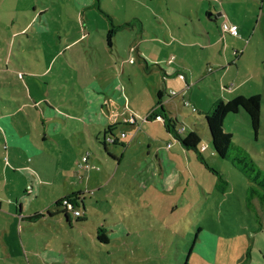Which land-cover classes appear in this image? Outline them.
<instances>
[{"label":"rangeland","instance_id":"374dc122","mask_svg":"<svg viewBox=\"0 0 264 264\" xmlns=\"http://www.w3.org/2000/svg\"><path fill=\"white\" fill-rule=\"evenodd\" d=\"M75 1L0 0V11L4 12L0 19L1 40L10 35L11 15H18L13 16L14 29L25 27L35 6L46 10L36 16L45 19V33L37 38L44 41L41 48L46 53L37 50V56L41 62L46 56L45 65H49V57L60 51L44 78L28 76L29 81L35 80L40 86L38 90L31 86L32 92H42L49 100V106L44 102L41 105L44 112L55 110L60 126L56 125V130L54 125L46 127L52 139L42 142L34 138L39 128L43 129L28 125L33 118L20 119L24 133H19L18 146L25 153L23 158L18 157L22 163L13 156L16 149L10 148L6 158L0 152V172L6 168L8 177L17 180L13 185L18 191L17 199L22 187L23 207L29 214L52 209L73 188L83 190L88 205L86 219L72 221L71 227L55 216L50 221H22L21 235L14 232L8 240L1 234L0 264H264V208L256 194L250 195L252 183L234 167L231 159L239 158L236 150L230 148L227 159L214 155L207 144L205 121L214 100L258 94L257 134L242 110L228 113L223 128L231 133L232 143L246 151L264 172V0L211 1L218 7L222 3L229 16L237 19L239 36L221 31L229 18L219 12L210 16L207 0H202L201 6L196 0H97L100 9L111 16L112 24L121 25L110 48L104 46L107 42L102 37L109 27L108 18L97 8L96 0ZM136 20L144 24V38L158 37L159 46L167 47L164 62H138L134 56L135 63L132 62L130 44L140 38L142 31ZM28 35L35 33L7 37L19 56L11 58L16 65L22 61L17 50L20 43L23 48H32L33 38L28 40ZM221 53L227 54L229 62ZM24 54L30 56L25 51ZM151 54L157 57L155 47ZM33 64L35 70H44L41 63ZM164 66H174L178 73L165 76ZM179 73L186 79L179 78ZM44 82L49 83L48 88L43 87ZM157 87L164 91V99L171 97L169 100L175 101L173 112L178 114L171 120L177 130L183 126L180 137L193 131L200 139L196 153L182 146L180 138L158 131V138L169 144L168 165L175 172L174 182L170 172H165L164 186H157L158 180L144 181L137 174L147 170L145 156L155 141L153 136L142 133L140 126L145 123L152 128L153 124L137 113L139 125L134 129L122 124V116L114 121L110 136L120 138L124 146H107L109 151L115 149L117 164V160H109L104 149L103 130L108 126L95 107L99 101L105 104L104 98H113L114 93L121 102L129 99L130 105L142 109L145 116L151 108L148 93ZM85 90L95 94L97 102L93 97L90 101L84 99ZM151 95L156 100V94ZM81 113L83 126L74 121ZM102 114L108 118L103 111ZM41 115L39 111L34 117L39 125L45 117ZM121 133L126 138L120 137ZM31 134L32 144L27 142ZM7 144L13 147L10 140ZM0 145L5 144L1 141ZM83 156L87 157V167L78 166L83 164ZM31 170L39 172L43 179L35 187L31 184ZM5 179L2 174L0 186L4 190L12 184L9 180L6 187ZM98 186L100 191H96ZM6 193L12 195L10 191ZM1 208L0 228L15 207L9 200ZM119 225L127 230V236H114ZM104 232L112 235L108 244L96 239L97 233Z\"/></svg>","mask_w":264,"mask_h":264},{"label":"crops","instance_id":"0c3cea01","mask_svg":"<svg viewBox=\"0 0 264 264\" xmlns=\"http://www.w3.org/2000/svg\"><path fill=\"white\" fill-rule=\"evenodd\" d=\"M79 1V0H76ZM75 1V2H76ZM197 1V6H201V1L202 0H196ZM204 1V0H203ZM208 1V5L210 3V7L209 11L212 12V14L210 13V16H212L213 14H215L216 12H219V15H225V18H229V22L233 23L235 25L238 24L237 19L235 18H231L229 16V14L227 13L226 8L222 5V3H220L219 5L221 7H218L217 4L211 5V1L212 0H207ZM77 5V4H76ZM100 6V5H99ZM33 15L32 18L30 19V22L25 26V27H20V28H15L14 22L16 20H14L13 16H18L17 13H14L13 15H11V19H10V35L6 34L5 39L1 40L0 39V44H3L2 46H0V142L3 141V143L5 145H3V147H1L0 145V152L5 154V158H6V154H10V148H14L16 149V153H14V157L16 158V161L22 163V159H19L18 156H20L21 158H23L22 153H25L18 145V141L20 139V134L19 133H24L23 129H22V122L21 120H27L28 118H33L31 122L28 123L29 126L35 128L37 127V129L39 128V126L41 127V129H43V131H40L39 128V132H37V137H35L34 139L36 140H42V142L44 141H50V139H52V137H50V132L48 131V133H46L45 128L46 127H50V125H54L55 130H56V125L60 126V123L55 120L56 118V111L52 110V112H44L43 107L41 106L42 103L44 102L45 105H50L49 104V100L45 99L43 96L42 92H39V95H36V93L32 92V87H35L38 89H40L39 84L35 81V80H28V76H33L36 77V79H40V78H44L50 71V66L53 65L55 63L54 57L56 60H58V56H59V49L58 51L55 53L54 56H50L48 59V64L49 65H45L46 64V56L44 57L43 62L40 61L39 57L36 54L37 50H41L44 54H46L43 49L41 48V45L44 44V41L39 40L37 37L39 36V34H43L45 32L44 31V23L42 22V20H45L44 18H39L36 19L37 15H40L42 12H45L46 10L44 8L38 9V7H33ZM207 11V10H206ZM149 12L152 13L151 7H149ZM4 12L0 11V19H2L4 17ZM1 21V20H0ZM140 23V27L142 28V31L140 34V38L136 41L134 40L133 43L130 44V49L129 52V56H131V60L133 63H135V59L133 58V56L138 59V62L143 61L144 63L148 62V60H150L151 62H164V56H166V49L162 48L161 46H159V38L158 37H150V38H144L143 37V33L145 28H144V24H141V21L136 20ZM45 22V21H44ZM237 22V23H236ZM135 27V24H133ZM48 26V23H47ZM34 27H36V29H34ZM108 28H106L107 31ZM32 31L35 33V35H28L27 38L28 40L30 38H33V42H32V48H29L26 46V48H23L20 45L17 47V50L19 51V55L22 59L21 62L18 63V65H16L13 61H12V56L14 57H19L17 54H15L13 52V43H10L12 40H9V38L7 37H12V38H16V37H22V35L26 32ZM41 31V32H40ZM132 31H139L135 28H132ZM47 33V32H46ZM105 34L102 36L104 40L105 39ZM36 36V37H35ZM75 42V40H74ZM27 43V42H26ZM61 43V42H60ZM104 44V41H103ZM169 44V42L166 41V45ZM60 45V44H59ZM58 45V48H59ZM151 45H154L151 47ZM105 47L110 48V46L104 44ZM38 47V49L36 48ZM51 47V46H50ZM155 47L156 49V53H157V57L153 56L151 54V52L153 51V48ZM32 49V50H31ZM234 50V49H233ZM24 51L27 52L30 56H26L24 54ZM224 51V50H222ZM34 52V53H33ZM235 52V51H234ZM237 53V51L235 52ZM234 56L236 57L237 54ZM242 52H240L241 54ZM221 55L224 56V58H226L227 62H229V58L226 55L222 54ZM10 61L12 62V64L10 65ZM41 63L44 70L39 72V70H35V64L33 63ZM45 62V63H44ZM221 63V62H220ZM222 64V63H221ZM235 64V63H234ZM171 65V64H170ZM182 66L186 67L185 62H182ZM52 67V66H51ZM166 67L165 69H163V72L165 74V76H172L175 75L176 73H178V71L174 68V66H164ZM224 67V65H223ZM187 68V67H186ZM48 70V72H47ZM123 71V70H122ZM180 74V73H179ZM179 76V75H178ZM180 78V77H179ZM184 80L186 79L185 77L183 78ZM49 83L44 82L43 83V87L48 88ZM160 92V96L158 95V93ZM84 99H88L90 101V97H93V102L97 99L95 94H93L90 90H85L84 92ZM105 96L107 97V93H104ZM151 94H156V100H154L155 96H152ZM148 95L150 96L149 98V103L151 108L149 109V111L145 114L142 112V109H138V108H133L130 105V100L128 99L126 102H121L119 100L118 97L115 96L114 93H112L113 98H104L105 100V104L102 101H99L98 103H96V111L99 114V118H105L103 119L106 126H108V132L111 131L113 132L114 129V121L119 117L122 116V124L123 125H130L133 127L136 126L138 127L139 123H137V116L135 115V113L138 114L139 117L143 118L144 120H146V122L148 124H153L152 128H149L145 123L141 124L140 129L142 130V133H144L145 135L149 136V137H154V145L153 147L149 146V151L146 153L145 156V161H146V165H147V170L143 171V172H138L137 174L141 176V178L143 177L144 181H150L151 183H153V181L156 183V181L158 180V183L156 184L164 186L165 182L167 180V178H165V172L169 171L170 172V178L173 181L175 178V172L173 171L172 166H170L171 164L168 165V158H169V153L170 150L168 149L169 146H167L168 144H164V140L158 138V131H161L162 134L165 135H169L170 133L166 130L165 126L162 124V121H164V117H162L161 115H155V116H151L150 112L152 111L153 108L155 107H159L162 106L164 108V114L166 115V117L171 118L173 117V115H177V112H173V110H175V106L172 103H175V101L169 100L171 97H169L168 100L164 99V91H162L159 87L156 88V90H150V94L148 93ZM97 102V100H96ZM90 103V102H89ZM108 103V104H107ZM107 104V105H106ZM84 105H85V109L87 108L86 105V101L84 100ZM159 105V106H158ZM122 108V111H121ZM42 112L43 115L41 116H45L42 117L40 119V123L41 125L38 124L37 121L34 120V117L37 115L38 112ZM102 111L107 115L108 118H106L105 116H103ZM136 111V112H135ZM32 116V117H31ZM144 116V117H143ZM16 117V118H14ZM81 117V118H80ZM80 117H76L75 118V123L79 124L80 126H83V114L81 113ZM106 121H109L108 123H106ZM15 123V125H14ZM107 129L103 130V138L105 136H107ZM51 131V130H50ZM122 134V133H121ZM127 135L124 134V138H126ZM160 136V135H159ZM30 137H33V135L31 134L30 136L27 137V142H30L32 144V141L30 140ZM121 137V135H120ZM158 138V139H156ZM11 142L13 147H10L7 143ZM36 142V141H35ZM116 144H121V146H124V143H121L122 141L119 139H117ZM50 143V142H49ZM167 143V141H166ZM208 145H210L209 140L207 142ZM50 145L52 146V149L55 151L56 148L53 147V144L50 143ZM115 145V144H114ZM34 148H35V143L33 144ZM42 149L44 148V146H40ZM108 151L109 148L106 145L105 146ZM171 149V148H170ZM37 151H39L38 148H36ZM114 158H110L109 160L111 162H113V160H117V164H119V158L116 154L115 149L112 151H109ZM53 158V157H51ZM32 162V161H30ZM112 164V163H110ZM151 166L153 168V170L151 169ZM170 166V167H169ZM23 168V166H22ZM144 168V167H143ZM151 169V170H150ZM6 170V168H5ZM5 170L3 169V172H0V176L3 174L6 179L4 180L5 186L7 187V181L11 180L8 177V173L5 172ZM24 170V169H22ZM27 170H29L27 168ZM1 171V170H0ZM32 174V178H31V184L35 185L39 183L38 180H43L40 173L37 172L36 170H31L29 171ZM29 172L27 174H29ZM7 173V175L5 174ZM16 179L15 180H11V183L9 185V188H7L6 190H4L1 186H0V211L3 210V208H1V204H5L6 202L9 203H13L14 204V211L13 214L11 215V217L8 219L7 223L4 224V226L2 228H0V235L2 234L3 239L8 240L11 238L12 233L14 232H19L21 235L22 232V225L21 222L24 221V216H27L29 213L26 212V210L23 207V194H22V187L20 188V192H19V199L16 198V195L18 194L17 188H15L13 185L16 184ZM174 182V181H173ZM40 184V183H39ZM17 185V184H16ZM32 189V188H31ZM7 191H10L12 193V195H8V193H6ZM74 191H81L83 192V190L81 188H76V189H71L70 191H67L65 194H68L70 192H74ZM96 191H100L99 186L96 188ZM95 191V192H96ZM63 195V196H64ZM62 196V197H63ZM61 197V198H62ZM87 197V195L85 196ZM87 205V204H86ZM88 206V205H87ZM52 212H55L54 208H50L49 209ZM7 213L10 215L11 213H9L7 211ZM39 220H44V221H49L47 220L45 217L39 219ZM36 222V221H35ZM119 231L117 233H114V236L117 235H124L127 236V230L124 228V226L119 225ZM127 234V235H126ZM108 237L112 236L111 233H107ZM21 237V236H19ZM119 237V236H117ZM10 241V240H9ZM4 249H9L8 248H4ZM25 249L21 248V252ZM13 249L9 250L8 252L10 253ZM15 254H17L18 248L15 247Z\"/></svg>","mask_w":264,"mask_h":264},{"label":"trees","instance_id":"16d2710c","mask_svg":"<svg viewBox=\"0 0 264 264\" xmlns=\"http://www.w3.org/2000/svg\"><path fill=\"white\" fill-rule=\"evenodd\" d=\"M95 5L100 9L99 2L96 0ZM101 10V9H100ZM102 13L108 18L109 27L106 31V42L107 45H111L112 37L117 33L120 26H115L111 22V16L105 11L101 10ZM160 96V92L158 93ZM159 106V105H158ZM240 110L244 111L248 117L250 127L254 134H257L258 128L260 127V96L258 94H252L250 96L238 95L232 99L224 101L221 98H218L212 102L211 109L205 114V121L208 133V140L211 145L214 155L221 159H227L230 148H234L239 154V158L231 159L234 167L240 170L247 179L254 184H250L249 192L250 195H257L259 203L264 208V172L261 171L255 162L251 159L246 151L237 147L232 143V135L230 132L225 131L223 128V119L228 113H236ZM164 108L162 106L155 107L150 112L151 116L161 115L164 117V126L166 130L173 134L176 138H180L182 146L188 149H193L198 153V145L200 144V139L195 132L189 131L184 137H180V134L175 128L174 122L171 118L166 117L164 114ZM109 135L104 137L103 145L111 144L107 141V138L111 135V131L108 132ZM111 137V136H110ZM115 139V137H114ZM117 139L112 142L116 144ZM109 158H114V156L104 147ZM258 187V188H256ZM85 193L81 191H74L68 194H65L62 198L58 199L52 206L55 209V212L46 209L42 212H33L24 216V220L29 222H35L43 217L47 220H51L52 217L60 216L61 221L72 226V221L79 222L86 219V199ZM67 200L68 204H64L63 201ZM82 209L80 210V208ZM84 211L83 215L82 212ZM46 212V213H45ZM78 212V213H77ZM82 221V222H83ZM103 230V229H102ZM104 231V230H103ZM96 239L100 243H109L107 233H97Z\"/></svg>","mask_w":264,"mask_h":264},{"label":"built area","instance_id":"2783aa9c","mask_svg":"<svg viewBox=\"0 0 264 264\" xmlns=\"http://www.w3.org/2000/svg\"><path fill=\"white\" fill-rule=\"evenodd\" d=\"M221 31H222L223 33H229V34L232 35V36H239V29H238V26L235 25V24H233V23H230V22H228V23H223V24L221 25ZM178 75H179L180 78H183V76H182L181 74H178ZM183 103H184L185 106L188 105L187 102H183ZM192 110H194V108H192ZM183 131H184L183 126L177 130L178 133H181V132H183ZM123 136H124V134L122 133V134H121V137H123ZM116 139H117V138L114 139V137H112V136L110 137V136H109V137L107 138V141L112 143V142H114V140H116ZM167 146H169V144H168ZM202 148H203V147H202ZM81 161L83 162V164L78 163V166H79V167H82V166L87 167V166H88L87 163H86V162H87V157H86V156H83L82 159H81ZM63 203H64V204H68V201H67V200H64ZM77 213H78V212H77Z\"/></svg>","mask_w":264,"mask_h":264}]
</instances>
